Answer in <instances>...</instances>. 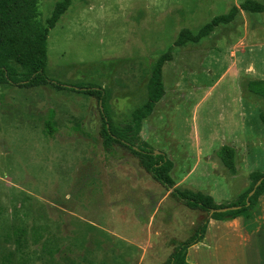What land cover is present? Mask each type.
Returning <instances> with one entry per match:
<instances>
[{"label":"rangeland","instance_id":"374dc122","mask_svg":"<svg viewBox=\"0 0 264 264\" xmlns=\"http://www.w3.org/2000/svg\"><path fill=\"white\" fill-rule=\"evenodd\" d=\"M58 1L40 0L43 21ZM243 1L72 0L49 33L46 72L105 88L113 124L172 160L175 186L233 202L264 172V97L248 88L264 80V12L241 10L198 42L174 43ZM171 47L165 95L137 134L127 126ZM102 110L88 93L0 82V264H162L206 216L131 149L106 145ZM224 145L236 149V174L218 154Z\"/></svg>","mask_w":264,"mask_h":264},{"label":"trees","instance_id":"16d2710c","mask_svg":"<svg viewBox=\"0 0 264 264\" xmlns=\"http://www.w3.org/2000/svg\"><path fill=\"white\" fill-rule=\"evenodd\" d=\"M72 0H60L57 2L52 14L45 21L41 19L40 0H0V82L9 83L20 87H35L39 85H52L59 90L80 91L96 96L101 102L104 124L103 132L105 143L109 146L118 142L131 149L140 159L141 165L152 176L170 190V194L181 200L192 209L206 212V216L196 226L194 232L185 240L175 246L168 259L162 264H194L187 258L188 249L204 239L208 224L211 219L232 220L237 217H251L259 206V197L264 194V172H252V182L247 190L237 196V200L217 204L214 198L201 191L192 189H180L175 186L170 177L173 170V161L163 154H154V149L142 145L129 144L125 138L126 130H121L113 124L109 112L105 108V88L96 84L68 85L50 77L46 72L48 61V37L52 28L69 8ZM264 12V2L258 0H245L240 5L233 6L229 12L217 15L197 33L189 28H184L179 33L174 46L180 47L187 42H198L210 35L219 25L232 22L240 11ZM173 58V47L159 56L154 64L153 73L148 84V100L142 106L133 111V122L127 128L139 133L142 121L150 115L165 95L163 81V67ZM248 88L264 97V80L250 81ZM55 110L50 109L46 120L45 134L53 136L56 132ZM125 129V128H123ZM224 165L234 174L237 173L235 163L236 149L224 145L218 151ZM262 182L256 186L257 182ZM255 192L250 196V192ZM250 201V205L247 202ZM237 207L227 211H215L212 209ZM5 264H9L6 262Z\"/></svg>","mask_w":264,"mask_h":264},{"label":"crops","instance_id":"0c3cea01","mask_svg":"<svg viewBox=\"0 0 264 264\" xmlns=\"http://www.w3.org/2000/svg\"><path fill=\"white\" fill-rule=\"evenodd\" d=\"M191 251L194 264H264V194L251 217L211 219L204 239L188 249L189 261Z\"/></svg>","mask_w":264,"mask_h":264},{"label":"water","instance_id":"95a60500","mask_svg":"<svg viewBox=\"0 0 264 264\" xmlns=\"http://www.w3.org/2000/svg\"><path fill=\"white\" fill-rule=\"evenodd\" d=\"M262 180H263V178H261L258 182H257V184H256V186H258L261 182H262ZM254 192H255V189L254 190H252L251 192H250V196H252L253 194H254ZM247 205H250V201H248L247 202ZM240 206H237V207H225V208H218V209H212V211L211 212H215V211H227V210H230V209H234V208H239Z\"/></svg>","mask_w":264,"mask_h":264}]
</instances>
